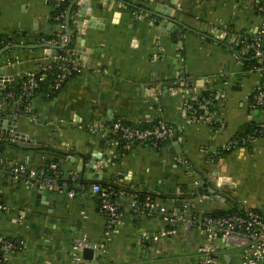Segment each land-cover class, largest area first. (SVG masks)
<instances>
[{
	"label": "crops",
	"instance_id": "1",
	"mask_svg": "<svg viewBox=\"0 0 264 264\" xmlns=\"http://www.w3.org/2000/svg\"><path fill=\"white\" fill-rule=\"evenodd\" d=\"M259 1L157 0L141 5L144 10L135 16L119 0H91L90 11L100 28L86 26L80 33L75 24V48L81 47L84 57L76 56L81 73L55 98H33V116L21 113L9 119L17 121L13 131L25 141L18 143L32 149L7 147L0 152V204L5 208L0 209V234L25 243L7 255V264H74L72 248L82 239L105 250L95 251L93 260L84 264H198L205 233L179 227L162 236L167 226L161 216L134 214L127 208L131 192L174 198L182 197L181 187L186 186L195 212L264 210V139L214 159L242 126L264 123V113L251 104L261 76L246 72L233 50L241 45L240 53L246 54L247 44L219 40L213 33L214 28H228L252 38L263 32ZM162 6L171 9L168 21L157 11ZM53 10L50 0H0V36L27 39L21 45L16 38L8 45L14 48L0 56V70L12 84L54 61L51 52L35 45L36 37L61 32L52 22ZM204 88L224 98L217 129L194 121L186 110ZM158 119L176 130L175 141L159 150L136 145L122 153L117 141L105 145L109 131L97 127ZM54 151L71 153L75 160ZM81 156L86 160L83 178ZM179 156L186 165L178 162ZM49 161L65 176L78 175L71 189L49 191L35 180L11 174L16 164L38 169ZM94 182L120 189L123 209L112 228L90 190ZM38 194L43 196L37 199ZM165 205L176 208L174 201ZM216 244L217 264H242L240 250L221 240Z\"/></svg>",
	"mask_w": 264,
	"mask_h": 264
},
{
	"label": "built area",
	"instance_id": "2",
	"mask_svg": "<svg viewBox=\"0 0 264 264\" xmlns=\"http://www.w3.org/2000/svg\"><path fill=\"white\" fill-rule=\"evenodd\" d=\"M53 1L57 3V6L65 2V0ZM132 1L138 5L157 2V0ZM134 12V15L137 16L139 11ZM257 12H264V0L259 1ZM55 19H65V14H61ZM153 21L155 22L157 19L154 17ZM57 27L61 31L66 29L64 24ZM213 33L219 40L229 39L232 43H244L242 36L234 34L228 28H214ZM69 39L68 33L62 34L60 41H48L44 38L40 39L39 43L47 46L50 51L55 50V56L53 57L54 61L42 63L36 72L25 75L22 78L23 81L20 90L24 92L27 98L31 99L34 96L35 90L40 89V84L48 79L53 81L51 92L46 94V96L49 97L51 94L61 91L74 75L81 73V63L75 55L71 54V51L67 55H58L57 53V50L59 48L62 49ZM26 40L24 36H20L16 41L21 45H25L27 42ZM16 41L14 39V42ZM255 45L257 47L256 55L260 57L264 56V52L259 50L261 46L260 38H257ZM54 63H57V67L56 70L53 71ZM255 71H257L261 77L264 76L263 68H256ZM11 84L12 81L9 82V85ZM6 87L4 86L3 88L6 89ZM205 89L206 88H204V90ZM200 96L201 94L198 93L197 96L187 104L186 110L194 121H203L211 125L213 120L217 121L216 117L218 114L214 113L209 115L210 111L208 105L210 101L207 98H203L202 101L197 104L198 108H196L194 102L196 98ZM214 97L219 102L220 109H222L224 106V98L221 93L216 91ZM6 100L12 103L14 110L9 118H1L3 113H5V105L0 104V120L13 119V115L20 112L19 107L20 104L23 103L22 99L17 98L12 91L6 94ZM252 106L256 110L262 109V113H264V83L262 82L253 94ZM199 110L202 112L199 113ZM25 111L33 116L30 101L29 104L25 105ZM97 127L109 131V136H105V145L110 144L113 140L117 141L120 143L124 153L130 151L136 145H148L150 148L159 150L164 145L175 141V128L163 119H158L153 127H143V125L127 124L121 121H115ZM9 140L8 136L0 134V142H7ZM178 162L181 165L187 164L185 159L180 156L178 157ZM10 170L14 178H23L27 181L35 180L41 187L49 191L71 189L73 183L77 182L78 178L76 173L65 176L57 163H50L38 169L30 168L25 164H16L12 166ZM189 173H193L191 169H189ZM90 190L93 193L95 201H97L96 203H98L99 211L106 215L107 226L109 228L114 227L120 220L123 209V203L118 193L113 187H103L98 182H94ZM69 195L73 197L74 193L70 191ZM127 208L134 214H145L148 217L161 216L167 226V229L161 234L162 236L174 234L179 227H183L187 230L204 232L206 235V243L198 248V264L218 263V247L216 243L220 240L241 251L242 264H264V210L237 209L233 213L216 216L195 212L193 203H186L181 208L169 209L161 201H139L134 194L130 195ZM0 209L4 210L5 208L0 204ZM24 246L25 243L23 241L16 239L11 240V238L0 234V264H7V255L22 250ZM86 249H92L94 252L105 251L104 248L97 243L85 239L78 240L72 248L74 264H84L87 261L83 257V253Z\"/></svg>",
	"mask_w": 264,
	"mask_h": 264
},
{
	"label": "trees",
	"instance_id": "3",
	"mask_svg": "<svg viewBox=\"0 0 264 264\" xmlns=\"http://www.w3.org/2000/svg\"><path fill=\"white\" fill-rule=\"evenodd\" d=\"M50 1H51L53 8H54L53 13H52L53 24H55L56 26L64 24L66 29L61 31L60 33H59V31H57L56 33H54L51 36L46 35L42 38L49 40V41H60L61 35L64 33H68L70 39L65 44V46H63V48H62L63 51L60 48L57 50L58 55H67V54H69L70 51H72L75 48L77 30L75 29L76 27L74 25V20H73L72 16L76 12L77 6L73 5V2L71 0H65V2H63L60 6H57V3L55 1H53V0H50ZM119 1L126 3L128 6H130L132 11L144 10L143 8H141V5L135 4L132 0H119ZM69 13H70V17L68 18ZM61 14H65V19L56 20L55 18L60 16ZM258 14L263 16L264 12H258ZM175 35H176V33H175ZM18 37H19L18 35H14L13 37L0 36V53L7 48H9V50L14 48L12 46L9 47L8 45L11 44L13 42V40L18 38ZM242 38H243V42L246 43L248 46L247 53L246 54L240 53L241 45L235 46L233 48V50L242 59L245 71L246 72L255 71L256 68H263L264 69V56L260 57V56L256 55L257 47L255 45V41L257 40V38H260L261 46H260L259 50L261 52H264V31L261 32L260 34L256 35V36H253L252 38H246L244 36ZM40 39H41V37L35 38V41H36L35 45L38 47L41 46V43H39ZM9 50H7V51H9ZM72 57H75V56H72ZM56 67H57V63H54L53 71L56 70ZM75 76L76 75H74L73 77H75ZM22 81L23 80L21 79L17 83H13L11 85H8L5 89V91L3 93H0V104L5 105V110H6V111H4L5 113H3L1 118H5L8 114L12 113L11 108L13 107V105L8 100H6V94L9 93L10 91L14 92L16 97L21 98L23 101V103L20 104V107H19L20 112L18 114H21V113L28 114L25 111V105L29 104V101L32 102L33 98L38 96V97H42L44 99L50 100V99L55 98L60 92V91L55 92V93L51 94V96H49V97L46 96V94L51 92V88L53 85V81L51 79H48L44 83L40 84V89L35 90L34 96L31 99H29L25 96L24 92L20 90V86H21ZM261 82L264 83V76L261 77ZM214 93H216V90L207 89V88L205 90H203L202 92H200L201 96L197 97L196 101L194 102L195 107L198 108L197 104L199 102H201L203 98H207L210 101V104L208 105L209 111H210L209 115L214 114V113H218V111L220 110V107H219V102L214 97ZM252 103H253V96L251 98V104ZM198 112L201 113L202 111L199 110ZM259 112L262 114V109H260ZM204 114H206V113H204ZM156 122H157V120L152 121V122H147V123H144L141 125H143V127H153V125H155ZM210 126L213 127L214 129L218 128V125H217L215 120H213V122ZM257 139H264V123H255V122L247 123L237 131V133L234 135V137L232 138V140L229 142V144L227 146L221 148L216 153L214 159H220V158L230 154L232 152V150L236 147L248 146L252 141L257 140ZM144 146L148 147V145H144ZM122 153H124L123 150H122ZM50 163H53V162L49 161L47 164H50ZM99 184L103 187L111 186L114 188V190L117 193H119V191H120V189H118L117 187H115L113 185H108V184H104V183H99ZM188 190H189V188L186 186L181 187V191L183 193V196L182 197H174V198L169 197V196H165V195L150 194V193H146V192H131L130 194H134L137 197V199L139 201H142V202H145V201H150V202L161 201L165 205L169 201H174L175 207L181 208L184 204L188 203L189 200L192 198V197L188 196V192H189ZM235 211L236 210H233L231 213H233ZM211 215L223 216V215H227V214L217 212V213H214ZM11 240H12V238H11Z\"/></svg>",
	"mask_w": 264,
	"mask_h": 264
},
{
	"label": "water",
	"instance_id": "4",
	"mask_svg": "<svg viewBox=\"0 0 264 264\" xmlns=\"http://www.w3.org/2000/svg\"><path fill=\"white\" fill-rule=\"evenodd\" d=\"M73 5L77 6V10L73 14L72 18L74 20V25L78 23V25H79L78 28H79L80 33H83V30L86 26L87 27L100 28V26L98 25L99 23H97V20H96L97 18H93L92 17L93 12L90 11V9L92 10L91 0H74ZM161 8H162L161 10H157L161 14L160 17H162L163 19L168 21L170 16H171V9L165 11L163 6ZM69 17H70V13L68 15V18ZM170 22H171L170 24L175 28L176 27L175 22H173L171 20H170ZM165 25L168 26V23ZM168 32L169 33L172 32V27L168 28ZM39 48H46L47 52H51L52 57L55 56V50L50 51L48 49V47L45 45H41V46H39ZM7 50H9V48L2 51L0 53V56L4 55V53ZM82 50L83 49L81 47H76L71 51V54L77 56L81 60H84V57H82V55H81ZM11 80H12V78L6 76L5 70H0V93H3L5 91V89L3 87L4 86L6 87L7 85H9V82ZM16 123H17V121L15 119L11 120V121L6 120V119L0 120V134H4V135L8 136V138L10 139L7 142H0V152H3L7 147H15V148H18V149L23 150V151H29L30 149H32L28 145H25L24 143L23 144L18 143V142H25V141L22 139L23 137H21L20 134L15 133L13 131V126H15ZM35 149H37V148H35ZM54 152H56L60 155H63V156L72 157V159H74V156L71 153H65V152H59V151H54ZM81 157H82V163H81V165H82L81 166L82 176H81V178H83V175L85 173L86 160L84 159L83 156H81ZM42 196H43L42 194H38L37 199H40ZM93 254H94V251L92 249H86L83 253V257L87 261H92L93 260Z\"/></svg>",
	"mask_w": 264,
	"mask_h": 264
}]
</instances>
